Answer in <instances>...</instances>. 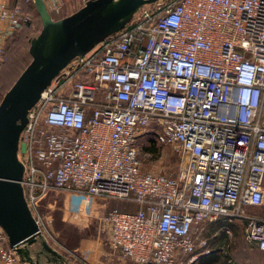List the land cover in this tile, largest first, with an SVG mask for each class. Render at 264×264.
<instances>
[{
  "label": "built area",
  "instance_id": "1",
  "mask_svg": "<svg viewBox=\"0 0 264 264\" xmlns=\"http://www.w3.org/2000/svg\"><path fill=\"white\" fill-rule=\"evenodd\" d=\"M62 1L43 0L49 13ZM30 19L0 1V70L6 40ZM143 135L181 157L175 177L142 169ZM18 158L45 238L37 202L56 190L136 206L99 219L129 264H194L209 252L205 226L218 220H247L243 237L264 254V218L246 213L264 205V0L142 5L42 91ZM0 264H26L1 228Z\"/></svg>",
  "mask_w": 264,
  "mask_h": 264
},
{
  "label": "water",
  "instance_id": "2",
  "mask_svg": "<svg viewBox=\"0 0 264 264\" xmlns=\"http://www.w3.org/2000/svg\"><path fill=\"white\" fill-rule=\"evenodd\" d=\"M43 27L30 40V61L0 101V228L26 264H68L43 236L24 198L18 158L27 113L42 91L75 57L122 29L144 4L155 0H88L54 20L42 0H32Z\"/></svg>",
  "mask_w": 264,
  "mask_h": 264
},
{
  "label": "rangeland",
  "instance_id": "3",
  "mask_svg": "<svg viewBox=\"0 0 264 264\" xmlns=\"http://www.w3.org/2000/svg\"><path fill=\"white\" fill-rule=\"evenodd\" d=\"M21 1L23 12L30 15L31 19L14 31L4 44L6 60L5 65L0 70V101L22 69L30 61L28 53L30 40L36 37L43 27L33 1ZM74 1L63 0L60 11L50 12L51 17L56 20L78 10L79 8H77ZM146 147H152L153 149L147 151L145 150ZM138 158L144 171L172 177L177 174L181 162V157L169 146L157 145L153 142L152 137H147L146 135L139 137ZM85 199L87 200L85 205L87 214L83 213L78 220H74L72 218L73 212L77 210L78 206L83 204ZM37 204L38 213L43 222L47 225L50 222V228L48 227L50 234L47 235L44 232V235L51 245L61 250L60 253L64 257L67 256L69 258L68 261L71 264H88L81 256L79 249L84 245L85 240L94 235V233L102 235L100 226L96 230L93 225L95 220L89 228L86 227L88 220L96 219L99 215L103 216L110 208L130 209L127 204L125 205V201L106 197H86L83 193H68L56 190L50 191ZM246 213L264 218V205L257 208H248ZM218 222L212 226L206 225L203 231V236L208 240L209 252L202 255L214 254L213 259L206 264H264V255L262 253H256L247 248V243L243 237V230L247 220L242 219L232 222L218 220ZM227 230L229 231L228 233L226 232ZM64 249H67L68 252H65ZM202 255H200V258H202ZM197 263L200 264V262Z\"/></svg>",
  "mask_w": 264,
  "mask_h": 264
},
{
  "label": "crops",
  "instance_id": "4",
  "mask_svg": "<svg viewBox=\"0 0 264 264\" xmlns=\"http://www.w3.org/2000/svg\"><path fill=\"white\" fill-rule=\"evenodd\" d=\"M7 1H9L11 5V0H7ZM98 217L100 219L101 215H99ZM98 217H96V219L94 218L88 220L86 227L89 228L92 222L95 220L93 225L95 226L96 230L100 226L101 228L100 231H102L101 232L102 235L100 236L94 233V235L90 236L87 240H85L84 245L81 247V249H79V251H81V256L85 259V262H88V264H129L127 261L122 260L119 257V254L113 251L112 248L110 247L109 231L107 228H105V226H103L102 222L98 220ZM246 243H247V248L250 249L251 251H255L256 253L259 252L263 254V252L258 250L254 244L248 243L247 241ZM66 260L67 262H69L68 261L69 258L67 256H66ZM198 260L196 262H198ZM69 264L71 263L69 262Z\"/></svg>",
  "mask_w": 264,
  "mask_h": 264
},
{
  "label": "trees",
  "instance_id": "5",
  "mask_svg": "<svg viewBox=\"0 0 264 264\" xmlns=\"http://www.w3.org/2000/svg\"><path fill=\"white\" fill-rule=\"evenodd\" d=\"M11 5H12V6H15V7H19V8L23 11V9H22V6H23V5H22V1H21V0H20V1H19V0H11ZM29 56H30V55H29ZM29 60H30V59H29ZM28 63H29V62H28ZM28 63H27V64H28ZM27 64H26V65H27ZM4 65H5V64H4ZM25 67H26V66H25ZM25 67H24V68H25ZM24 68H23V69H24ZM23 69H22V71H23ZM22 71H21V72H22ZM21 72H20V73H21ZM20 73H19V75H20ZM19 75H18V76H19ZM18 76H17V77H18ZM13 83H14V82H13ZM151 149H153V148H152V147H146V148H145V150H147V151H150ZM127 206H129V208L132 209V210H136V206L133 205V204H127ZM134 206H135V208H133ZM214 223H219V222L217 221V222H214ZM214 223H210L209 225L212 226V225H214ZM207 255H208V256H207ZM207 255H202V258L199 257L200 260H198V262H200V264H204V263L206 264L207 262L211 261V259H213V257H214V254H213V253H211L210 255H209V254H207Z\"/></svg>",
  "mask_w": 264,
  "mask_h": 264
}]
</instances>
